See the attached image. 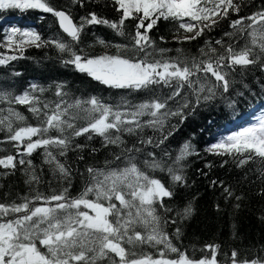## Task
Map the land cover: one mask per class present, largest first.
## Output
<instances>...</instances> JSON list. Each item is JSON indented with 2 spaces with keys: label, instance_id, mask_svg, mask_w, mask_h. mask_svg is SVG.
<instances>
[{
  "label": "trees",
  "instance_id": "16d2710c",
  "mask_svg": "<svg viewBox=\"0 0 264 264\" xmlns=\"http://www.w3.org/2000/svg\"><path fill=\"white\" fill-rule=\"evenodd\" d=\"M47 2L56 10L69 13L77 25L82 22V17L92 12L110 22H118L122 15L114 0H82V7L79 3H72V0ZM234 2L241 5L239 13L230 10L226 19L221 20L210 31L205 30V33L195 40H184L185 35L191 34L184 33L183 29H179V22L171 19H161L147 33L154 42V45L147 49L151 53L148 57L150 60L200 58V50L207 51L209 46L215 47L218 54L224 53L228 45L237 52L245 46L252 48L253 56L250 58H255L256 63L246 67L224 69L230 81L227 93L217 89L214 98L204 100L201 96L200 102L197 103L196 94L185 87L180 96L167 101L171 111H177L185 102L188 103V107L182 108L183 119L180 116H169L163 129L145 127L136 135L125 133L122 136L125 146L129 149H140L138 152H124L123 146L105 147L103 139L94 134L92 139H88V134L75 137L71 136V130L65 132L64 135L71 137L66 154L60 155V150L56 147H51L49 151L70 170V181L62 178L58 172H53L54 165L45 162L43 148L35 150L31 155H24L23 144L17 147V142L8 139L10 133L6 128L0 126V159L8 155L16 158L15 169L0 165V203L21 204L24 198H27L32 201L30 207H35L44 203L35 200L37 195L50 197L62 193L64 189H67L69 200L78 198L90 185L88 168H124L127 166V158L134 157L133 162L141 171L150 178L160 180L173 193L172 197L163 198V201L156 203L154 207L156 214L162 218L163 230L181 252L196 260L211 258L212 253L206 246L218 245V264H232L233 251L238 253V260L264 258V162L257 157L243 166H238L239 157L234 159L230 155H216L207 151L228 131L234 130L233 128L243 120L255 119L258 115L256 112L264 109V56L259 55V48L251 44L248 33L252 29L247 27L250 21L245 20L244 31L231 27L232 21L264 10V0ZM136 23L133 19L126 20L122 35L104 24L85 25L79 43H75L63 32L57 18L51 13L39 9H0V58L7 60V63L0 65V93L14 97L29 91L32 96L50 106H54L61 99L72 104L77 100L86 101L90 97H96L101 102L113 106L125 100L131 105L155 99L165 100L172 94L174 85H156L139 91L111 88L87 73L78 71L73 64H66L65 61L70 59L71 54L60 52L54 44L48 43L52 40L71 43L72 51L81 56L97 57L107 54L142 59L145 54L136 52L133 47ZM13 29H18L19 32L35 31L42 38L41 46L25 45L22 54L15 45L8 47L7 38ZM226 33L231 35H225ZM13 38L19 40V33ZM217 40H221L222 45L215 44ZM118 45L122 47L117 48ZM161 49L165 52L161 53ZM11 56L18 58L7 59ZM198 75L203 79L204 73ZM209 79L214 82L210 74ZM33 84L37 85L35 90L31 88ZM58 90L65 95L58 97ZM9 108L25 117L24 121L12 118L14 129L40 125V120L28 111V106L9 104L7 101L0 102V110H3L0 111V118L8 115ZM79 115L83 117L85 113L79 112ZM140 119L144 122L151 117L144 116ZM74 123L77 127H83L88 121L77 119ZM169 132L172 134L168 135ZM46 135L55 137L59 133L49 130ZM164 136L168 138L160 144L159 141ZM149 139L152 140L151 144L141 143L142 140ZM185 143L192 146L193 154L176 164L174 161ZM150 153L152 155H149ZM117 155L121 156L120 160L116 159ZM21 158L26 161L24 165L18 163ZM153 159L161 162L163 170L153 169L145 164V161L151 162ZM29 160L31 165L27 163ZM169 167L176 169L178 174L184 177V181L174 182L167 171ZM32 173H35L38 181L29 183ZM88 199L95 200V195L90 193ZM113 202L119 206L118 201ZM103 203L107 206L108 202ZM188 205L193 209L191 216L186 219L178 216L177 212H182ZM18 215L20 214H9L3 220L15 219ZM173 220L176 223H172ZM135 227L141 233L146 232L140 224ZM177 228L180 229L179 236L176 235ZM123 246L135 251L137 256L160 258V251L163 250L167 258H177L176 253L168 251L163 245L153 247L151 244H143L135 248L127 244ZM116 259L118 260V257ZM98 264L110 262L105 259Z\"/></svg>",
  "mask_w": 264,
  "mask_h": 264
},
{
  "label": "snow or ice",
  "instance_id": "6c2138e0",
  "mask_svg": "<svg viewBox=\"0 0 264 264\" xmlns=\"http://www.w3.org/2000/svg\"><path fill=\"white\" fill-rule=\"evenodd\" d=\"M72 3L83 6L82 0H72ZM114 3L118 5L117 10L122 12L118 22H110L92 12L82 17V22L77 25L69 13L56 10L47 0H0V9H39L51 13L57 18L63 32L75 43H79L85 25L104 24L122 35L125 21L136 20L133 47L136 52L145 54L142 59L107 54L97 57L81 56L72 51L71 43L60 40L48 43L54 44L60 52L71 54L70 59L65 61L66 64H73L78 71L87 73L96 81L111 88L139 91L156 85L175 86L172 94L163 101L155 99L131 105L125 100L116 106L105 104L96 97H90L86 101L77 100L72 104L61 99L54 106H50L32 96L29 91L14 97H11V94L0 93V102L26 105L28 111L40 120L39 126L28 125L14 129L12 118L24 121L25 117L9 108L8 115L0 118V126L10 133L8 139L17 142V147L23 144L24 155H31L35 150L43 148L45 162L54 165L53 172H58L62 178L69 181L70 170L49 151L51 147H56L60 150V155L66 154L71 137L64 135L65 132L71 130V136L75 137L88 134V139H92L94 134L103 139L105 147L123 146L124 152L133 150L138 152L140 149L135 147L127 148L122 136L125 133L136 135L145 127L163 129L169 116H180L183 119L182 108L188 107V103L185 102L177 111H171L168 109L167 101L180 96L185 87L196 94L197 103L200 102L201 96L204 100H210L214 98L217 89H222L225 93L229 91L230 81L227 79L228 73L224 71L225 68L246 67L257 62L255 58H250L253 56L252 48L245 46L237 52L231 45L225 48L224 53L219 54L215 47L209 46L207 51L201 49L200 58L186 57L184 60L148 58L151 53L147 49L152 47L154 42L147 33L158 21L161 19L178 21L179 29L191 34L185 35L183 39L195 40L202 36L205 30L210 31L221 20L226 19L230 10L239 13L241 5L234 0H114ZM245 20L250 21L247 27L252 29L248 33L251 44L259 48V55L264 56V10L232 21L231 27L237 31H244ZM17 33L20 36L19 40L13 38ZM7 39L8 47L15 45L21 54L25 45L40 47L42 41L41 36L35 31L19 32L18 29H13ZM100 43L103 44L104 41ZM215 44L222 45V41L217 40ZM120 47L122 46H117ZM160 52L164 53L165 50L161 49ZM17 58L11 56L7 59ZM5 63L7 60L0 58V65ZM199 73H204L203 79ZM209 74L214 78V82L209 79ZM31 88L35 90L37 85L33 84ZM56 95L62 97L65 94L58 90ZM70 109L78 111L70 112ZM79 112H84L85 116L81 117ZM144 116L151 119L142 122L140 118ZM77 119H86L88 123L86 126L77 127L74 123ZM49 130H55L59 135L47 136ZM33 137L38 138L33 140ZM167 138L164 136L159 143L162 144ZM145 142L151 144L152 140L141 141ZM207 151L216 155H230L234 159L239 157L238 166H243L257 157L264 162V116L258 117L255 124L212 144ZM192 154V146L185 143L174 163L179 164ZM116 159L120 160L121 156L117 155ZM134 159L128 157L127 166L124 168L108 170L88 168L90 185L78 198L72 200L67 198V189H64L62 193L50 197L37 195L35 200L43 201L42 206L30 207L32 201L27 198H24L21 204L0 203V221H3L0 222V264H98L105 259L110 264H218L216 259L218 245L206 246L212 253L211 258L203 257L196 260L172 244L163 230L162 218L156 214L154 205L162 202L165 197H172L173 193L160 180L150 178L141 171L133 162ZM15 160L14 156L8 155L0 159V165L15 169ZM18 163L24 165L26 161L21 158ZM27 163L31 165L30 160ZM145 164L150 168L163 170L158 160L145 161ZM167 171L174 182L184 181V177L178 174L176 169L169 167ZM32 181H38L35 173L31 174L28 182ZM90 193L95 195V200L88 199ZM103 201L108 202L107 206ZM113 201H118L119 206ZM52 202H55L54 206ZM81 206L90 209L94 215L80 210ZM73 209L76 211H71ZM192 212L191 205H188L182 212H177V215L186 219ZM9 214L20 215L15 219L3 220ZM172 223L176 221L173 220ZM137 224L142 225L146 232L137 231L135 227ZM179 234L180 229L177 228L176 235ZM38 244L46 251H41ZM124 244L132 248L143 244H151L153 247L163 245L168 251L176 253L177 258H167L163 250L160 251V258L137 256L135 251L125 248ZM237 256L238 253L233 251L232 264H264V258L238 260Z\"/></svg>",
  "mask_w": 264,
  "mask_h": 264
},
{
  "label": "rangeland",
  "instance_id": "374dc122",
  "mask_svg": "<svg viewBox=\"0 0 264 264\" xmlns=\"http://www.w3.org/2000/svg\"><path fill=\"white\" fill-rule=\"evenodd\" d=\"M29 31H30V30H29ZM256 113H258V115L256 116L255 119H253V120H250V119L243 120L242 123L238 124L235 128H233L234 130H232V131H228V133L224 134V135L222 136V138H226L228 135H231V134H233V133H235V132H238V131H242L244 128L249 127V126L255 124V123L257 122V118H258V117L264 116V109L261 108V109H259ZM222 138H221V139H222ZM221 139H220V140H221ZM54 204H55V202H52V205H53V206H54ZM42 205H43V204H41V205H39V206H42ZM80 210H82V211H88L90 215H94V213H92L90 209H85V208H83V206H81V209H80ZM71 211L75 212L76 210L73 209V210H71ZM38 247L41 248V251H46V249H44L43 246H41V245H39V244H38Z\"/></svg>",
  "mask_w": 264,
  "mask_h": 264
},
{
  "label": "water",
  "instance_id": "95a60500",
  "mask_svg": "<svg viewBox=\"0 0 264 264\" xmlns=\"http://www.w3.org/2000/svg\"><path fill=\"white\" fill-rule=\"evenodd\" d=\"M72 18V17H71ZM73 22H74V20H73ZM75 23V22H74ZM76 24V23H75Z\"/></svg>",
  "mask_w": 264,
  "mask_h": 264
}]
</instances>
